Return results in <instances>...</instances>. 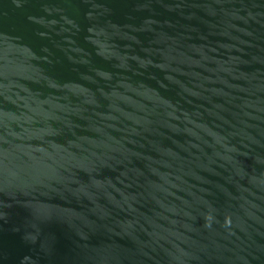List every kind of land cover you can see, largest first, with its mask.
I'll return each mask as SVG.
<instances>
[{
	"label": "water",
	"instance_id": "95a60500",
	"mask_svg": "<svg viewBox=\"0 0 264 264\" xmlns=\"http://www.w3.org/2000/svg\"><path fill=\"white\" fill-rule=\"evenodd\" d=\"M0 264H264V0H0Z\"/></svg>",
	"mask_w": 264,
	"mask_h": 264
}]
</instances>
